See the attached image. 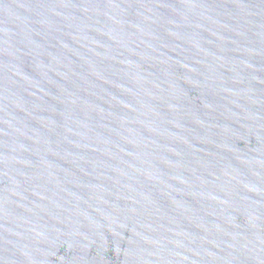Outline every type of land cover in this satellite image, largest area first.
<instances>
[{
	"label": "water",
	"instance_id": "water-1",
	"mask_svg": "<svg viewBox=\"0 0 264 264\" xmlns=\"http://www.w3.org/2000/svg\"><path fill=\"white\" fill-rule=\"evenodd\" d=\"M0 264H264V0H0Z\"/></svg>",
	"mask_w": 264,
	"mask_h": 264
}]
</instances>
